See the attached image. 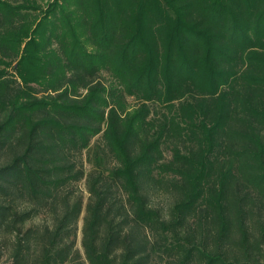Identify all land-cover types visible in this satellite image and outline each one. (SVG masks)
Wrapping results in <instances>:
<instances>
[{
	"label": "trees",
	"instance_id": "obj_1",
	"mask_svg": "<svg viewBox=\"0 0 264 264\" xmlns=\"http://www.w3.org/2000/svg\"><path fill=\"white\" fill-rule=\"evenodd\" d=\"M0 264H264V0H0Z\"/></svg>",
	"mask_w": 264,
	"mask_h": 264
},
{
	"label": "rangeland",
	"instance_id": "obj_2",
	"mask_svg": "<svg viewBox=\"0 0 264 264\" xmlns=\"http://www.w3.org/2000/svg\"><path fill=\"white\" fill-rule=\"evenodd\" d=\"M37 1L45 2L46 0H37ZM52 1L53 0H50V2H52ZM55 46H56V42H53L52 47L54 48ZM88 50H91V48H88ZM101 76L104 79L105 84L108 86L112 81L109 74L105 70H102ZM129 100H131V99H129ZM96 139L97 138H94L91 141L89 147L86 148V150L82 152L83 153L82 154L83 167H84L86 173L87 172H94V171L95 172L103 171V172L108 173V171L110 170L111 165H112L111 159L109 156H107L104 152H102L100 150L99 145H98V141ZM78 187H79V191L81 192L82 196L84 197V199L86 201L87 194L85 191L84 182L82 181L81 183H79ZM157 201H160V200H157ZM82 217H83V214L81 215V217L77 223L78 233H77V238H76L77 247L80 250V252L82 250L81 249V241H80V237H81L80 230L82 228V226H81L82 225ZM38 220L40 221V219H37V221Z\"/></svg>",
	"mask_w": 264,
	"mask_h": 264
}]
</instances>
